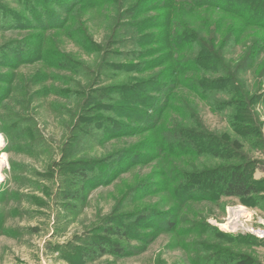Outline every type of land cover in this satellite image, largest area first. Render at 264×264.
<instances>
[{"label": "rangeland", "instance_id": "374dc122", "mask_svg": "<svg viewBox=\"0 0 264 264\" xmlns=\"http://www.w3.org/2000/svg\"><path fill=\"white\" fill-rule=\"evenodd\" d=\"M135 1L65 0V4L71 5L70 20L65 28L61 30L50 25L41 27H46L43 35L49 43L47 48L52 47L62 58L65 57L77 67L58 70L55 65H43L41 67L47 77L37 79L35 74L40 65L32 63L34 61L23 62L19 64L17 78V82L21 79V91L13 99L9 100V95L1 99L4 105H0V264H227L225 259L231 260L229 264H235L236 254L245 255L252 263L264 264V239L260 237L264 231V200H259L257 207H246L233 198H223L216 203L204 199L177 205L170 191H162L157 186L152 185L150 191L153 193H148L150 196L145 198L140 199L137 193L140 184L145 182L155 181L153 184L159 182L166 186L168 182L180 180L184 173L212 169L221 165V161L207 157H159L155 154L144 164L138 163L130 167L129 160L124 159L123 162L122 158H116L120 153L139 146L145 139L153 142L162 139L161 130L172 123V118L182 125L189 123L188 116L194 119L198 117L201 124L195 122L197 126L204 127L212 136L225 142L231 141L232 137L233 143L229 144L228 149L237 155L236 163H242V155L250 158L252 179L261 181L259 188L264 195V146L259 147L257 139L256 145L249 146L247 143L243 144L236 134L233 136L235 119L231 122L229 117L234 118L235 111L234 108L225 109L222 103L225 99L231 100L233 96H216L217 98L209 99V102H203L194 97L188 87L176 82L173 78L175 73H165L159 80L160 85L173 88L170 92L174 93L175 102L173 109L159 123L158 132L153 130L140 137L121 135L117 139H108L105 134L100 135L96 131L95 140L85 139L73 150V158H61L64 151H70L76 144L73 132L80 123L78 117L83 115L76 111L81 92H95L93 100L96 101V92L110 84L103 78L104 74L108 76V72L103 73L106 65L135 63L129 50L127 53H122L125 48L120 50L125 43L122 44L121 39L117 42L112 40L115 38L113 35L116 28L124 39L129 34V30L121 25L131 24L126 11ZM148 1L158 8L159 0ZM0 3V15L4 8L22 14L21 4L25 5L20 0H0ZM49 6L52 10L55 9L51 2ZM35 7L33 15L24 14L31 23L43 15L42 8L39 5ZM152 11L140 16V19L145 15L155 17L156 12ZM207 11L202 13L209 18L208 26L204 28L206 34L202 36L204 40L210 39L211 28H218L220 33L235 29V17L225 15L217 9ZM187 12L188 10H182L181 18L184 15L193 18V27L203 29L202 24ZM217 20L219 23L221 21L223 27H217ZM12 24L18 23L14 21ZM32 28L30 26L28 30L0 33V45L36 34ZM145 29L146 33H158L163 29V24L157 26L155 23L153 27ZM255 38L253 29H245L240 38L242 42L235 47L226 48L224 40L214 42V53L218 57L220 55L223 62L232 68L235 60H243L247 56L248 48L256 42ZM152 40L157 39L153 36ZM81 44H84L83 47ZM154 44L155 42L152 45ZM164 48L161 47L159 52L147 59L159 57ZM167 51L170 55L173 53L172 58H189L182 51ZM57 59L60 61V57H52L48 64ZM257 63L264 66V52L260 53ZM149 67H153V63L147 66L148 69ZM159 69L161 68L156 66L142 74H123L120 80L130 85L143 78H152ZM260 75L259 72L256 75L253 72L246 74L245 78L251 86V92L247 93L249 97L264 91ZM261 99L253 100L256 108L255 111L254 108L251 109V119L255 120L252 124L255 130L264 137V106L260 104ZM101 104L103 102L96 105ZM17 120L27 127L28 135L33 127L37 128L44 141L36 152L28 154L20 151V142L13 136V132L18 129L13 126ZM102 122L94 119L95 125L104 124ZM108 122L110 123L109 116L105 125ZM189 128L191 129L190 125ZM150 154H154V151H150ZM82 155L95 164L97 169L92 173L100 175L109 168L116 169V173L112 175L113 180L106 184H100L98 178L89 186L91 190L85 193L84 200L75 201L72 196L68 198L77 189V180L72 178L73 166L69 161ZM98 165L106 166L102 168ZM143 207L158 211L163 214V218L152 217L139 226L133 222L128 231L137 237L132 239L109 237V241H117L124 247L121 254L108 253V246L103 248L105 252L92 253L93 243L104 237L105 231L102 229H107L105 227L111 219L128 213L130 216L139 215L144 210L137 211ZM165 212H173L175 228L168 227L172 218L166 217ZM136 220L135 218L133 221ZM235 237L242 239L244 245L236 242L238 245L235 246Z\"/></svg>", "mask_w": 264, "mask_h": 264}, {"label": "trees", "instance_id": "16d2710c", "mask_svg": "<svg viewBox=\"0 0 264 264\" xmlns=\"http://www.w3.org/2000/svg\"><path fill=\"white\" fill-rule=\"evenodd\" d=\"M20 1L25 3L24 6L21 4L22 14L4 8L3 13L0 15V33L13 30H28L30 26H33L32 29H35L37 33L26 35L20 39H13L0 45V82L2 81L0 84V105L2 104L1 99L7 95L10 96L9 100L13 99L21 91V79L17 82V78L20 68L19 64H23V62L34 61L32 63L40 65L38 67L40 69L35 74L37 79L47 77L42 70L43 65L44 67L55 65L58 70H68L70 66H73V69L77 67L76 65L74 66V63L70 64L65 57L62 58L60 53L52 47L51 49L47 48L49 43L46 36L43 35L46 27H41L42 25H50L63 30L70 20L71 5L65 4V0ZM94 1L96 0H91V2ZM50 2L51 6L55 7L54 10L50 8ZM157 2H159L158 8L150 5L151 2L148 0H136L131 6L127 7L126 12L131 24L121 25V27L125 28V30L128 29L129 34L124 39L116 28L113 35L115 38L112 40L117 42L121 39V43H125V45L120 50L125 48V52L122 53H127V50H129V55L132 61L135 60V63L106 65L103 73L108 72V76L104 74L103 76L105 77L103 78L105 82H110V84L106 85L109 87L105 86L96 92L98 98L96 101L93 100L95 92H81L79 95L81 100L76 111L83 115L78 117L80 123L76 127L75 132H73L76 144L70 151H64V155L61 158H73V150L85 139L89 141L95 140L94 135L97 132L100 135L105 134L104 136L108 139H117L121 135L140 137L153 130L158 132L159 123L164 120L168 111L173 109L175 102L174 93L170 92L173 88L171 86L166 87L163 84L160 85L161 83L159 82L165 76L164 74L169 72L175 73L173 78L176 82L188 87L193 96L203 102H209V99L217 98L216 96L220 98L233 96L231 100L225 99L222 101L225 109L234 108L235 111V117H229L231 122L235 119L233 136L236 134L237 137L241 138L243 144L247 143L249 146L250 144L256 145L255 139L258 140L259 147L260 145L261 147L264 146V137L261 132L255 130L252 125L255 120L251 119L253 114L251 109L254 108L253 111H255L256 108L253 100L262 98L260 104L264 106V91L256 96L249 97L247 93L251 92V86L245 78L246 74L250 72L255 75L259 72L262 78L260 81L261 87H264V66L257 63L260 53L264 52V0H159ZM35 5H39L42 8L43 15L39 20L31 23L30 19L24 14L33 15L32 11L34 10L33 8H36ZM208 9H217L225 15L235 17V23L237 24H235V29L231 32L224 31L220 33L218 28L216 30L211 28L209 30L211 31L210 39L204 40L202 36L206 34L204 28L206 29L208 26L209 18L207 15L203 16L202 13L208 12ZM182 10H188L187 13H190L191 16L193 15L202 24L203 29H195L193 27V18L185 15L181 18ZM150 11L156 12L155 17L145 15L140 19V16L148 14ZM162 19H164L163 23ZM14 21L18 24H12ZM155 23L157 26H162L163 24V29L158 33H146L145 28H151ZM217 23H219L218 20L216 21ZM220 23L217 27L222 26ZM245 29H253L256 42L254 46L251 45L252 47L248 48L247 56L243 60L242 58L235 60V65L233 64L234 66L231 68L223 62L220 55L218 57L214 53L216 51L214 42L219 43V41L223 42L224 40L226 48L235 47V45L242 42L240 38ZM153 36L157 40H152ZM153 42H155L154 45H152ZM83 45L81 44L80 46L83 47ZM149 46L154 48L149 49ZM161 47L165 48L163 53H159V57L147 59L152 58L149 56L159 52ZM167 49L185 52L189 58L183 57V60L179 59L178 56H173L172 58V51V55H170ZM52 57H60V61L57 59L55 62L48 64ZM149 62L153 63V67H149L150 69L156 66L161 68L152 78H143L130 85H126L123 83L124 80H120L123 74L125 76L130 73L142 74L148 72L150 69L147 66L152 64ZM1 70H4V72ZM242 74L243 76L241 77ZM4 84L7 87H4ZM100 102L105 105H96ZM108 116L110 117V123L108 122L105 125ZM96 118L103 121L104 124L95 125L94 119ZM187 118L190 120L188 121L189 123L182 125L174 122L175 119L172 118V123L168 124L166 129L161 130L163 131L162 139L157 140V142L145 139L139 146L136 145L134 149H128L126 152L120 153L116 158H122L123 162L124 159L129 160L131 162L129 164L130 167H134L138 163L144 164L145 161L152 156L154 157L155 154L159 157L169 155L175 158L207 157L221 161V165L212 169L206 168L200 172L184 173L180 180L176 181L175 179V182H168L166 186L159 182L153 184L155 181L140 184L137 192L140 199L150 196L147 195L148 193H153V191H150L153 185L161 188L162 191H170L177 205H185L187 202L204 199L216 203L223 198H233L246 207H257V202L264 200V195H262L263 192L259 188L261 181L252 179L253 167L250 158L242 155V163H236L237 155L235 156L234 152L228 149L229 144L233 143L232 137L231 141H221V139L209 134L204 127L197 126L198 124L195 122H198L199 125L201 124V120L199 121L198 117L194 119L188 116ZM14 122V128L17 127L18 129L13 132V136L16 141L20 142V151L32 154L37 151V148L42 147V141L44 140L41 138L37 128L33 127V131L28 135L27 127L23 126L20 120ZM97 124L99 123L97 122ZM152 150L154 154H150ZM127 152L129 153L126 154ZM69 162L73 166L71 173L72 178L77 180L75 183L77 189L68 198L72 196V200L75 201L82 200L85 193L91 190L89 186L98 178L100 179V184L103 182L106 184L113 180L112 175L116 173L114 168H109L100 175L92 173L97 168L93 162L88 161L83 155ZM106 165H98V167L103 168ZM70 186L72 187L73 185L70 184ZM140 211L142 213L136 216H130L128 213L111 219L108 226L105 227L107 229H102L105 231L104 237L97 239L93 243L94 251L92 253L105 252L103 248L108 246L110 247V250L107 251L108 253L113 255L121 254L124 247L117 241H109V237L132 239L137 237L136 234H129L128 231L133 222L139 226L140 223L146 222L152 217L156 219L163 218V214L158 211L147 210V207H143L137 212ZM165 213L166 217L172 218V222L169 223L168 227L170 229L175 228L173 212ZM131 217L137 220L133 221L134 219L131 220ZM102 230L100 228L99 231L101 232ZM236 242L244 245L242 239L235 237V246ZM224 262L229 264L231 260L226 261L225 259ZM235 264L261 263H252L245 255L236 254Z\"/></svg>", "mask_w": 264, "mask_h": 264}, {"label": "built area", "instance_id": "2783aa9c", "mask_svg": "<svg viewBox=\"0 0 264 264\" xmlns=\"http://www.w3.org/2000/svg\"><path fill=\"white\" fill-rule=\"evenodd\" d=\"M260 237L264 239V231L261 233Z\"/></svg>", "mask_w": 264, "mask_h": 264}, {"label": "bare ground", "instance_id": "6f19581e", "mask_svg": "<svg viewBox=\"0 0 264 264\" xmlns=\"http://www.w3.org/2000/svg\"><path fill=\"white\" fill-rule=\"evenodd\" d=\"M232 225H234V224H232Z\"/></svg>", "mask_w": 264, "mask_h": 264}]
</instances>
